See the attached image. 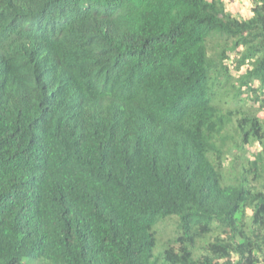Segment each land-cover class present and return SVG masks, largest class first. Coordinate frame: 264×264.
I'll return each instance as SVG.
<instances>
[{"label": "trees", "instance_id": "trees-1", "mask_svg": "<svg viewBox=\"0 0 264 264\" xmlns=\"http://www.w3.org/2000/svg\"><path fill=\"white\" fill-rule=\"evenodd\" d=\"M249 1L0 0V264H264Z\"/></svg>", "mask_w": 264, "mask_h": 264}, {"label": "rangeland", "instance_id": "rangeland-1", "mask_svg": "<svg viewBox=\"0 0 264 264\" xmlns=\"http://www.w3.org/2000/svg\"><path fill=\"white\" fill-rule=\"evenodd\" d=\"M223 2L227 10H229L236 17H244L249 12V0H223ZM257 146L258 145L253 146L252 149H257ZM172 229L173 227L171 226L170 222H163L159 225V234L162 236V238L169 237Z\"/></svg>", "mask_w": 264, "mask_h": 264}, {"label": "clouds", "instance_id": "clouds-1", "mask_svg": "<svg viewBox=\"0 0 264 264\" xmlns=\"http://www.w3.org/2000/svg\"><path fill=\"white\" fill-rule=\"evenodd\" d=\"M249 2H250V1H249ZM223 3H224V2H223ZM224 5H225V4H224ZM249 8H250V5H249ZM249 12H250V11H249ZM249 12H248V13H249Z\"/></svg>", "mask_w": 264, "mask_h": 264}]
</instances>
